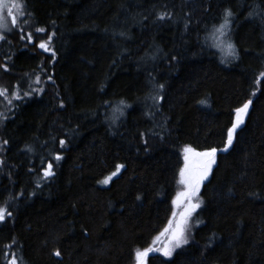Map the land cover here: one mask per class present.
Here are the masks:
<instances>
[{
    "label": "trees",
    "instance_id": "trees-1",
    "mask_svg": "<svg viewBox=\"0 0 264 264\" xmlns=\"http://www.w3.org/2000/svg\"><path fill=\"white\" fill-rule=\"evenodd\" d=\"M22 2L0 32V264H136L184 207V147L217 149L200 225L146 264H264V0ZM226 10L223 60L209 45Z\"/></svg>",
    "mask_w": 264,
    "mask_h": 264
},
{
    "label": "snow or ice",
    "instance_id": "snow-or-ice-1",
    "mask_svg": "<svg viewBox=\"0 0 264 264\" xmlns=\"http://www.w3.org/2000/svg\"><path fill=\"white\" fill-rule=\"evenodd\" d=\"M7 9L8 17L11 19L12 26L15 27L17 25L18 17H23L25 15V8L22 0H0V29L3 30H10L8 29V25L5 22V18L3 15V9ZM232 13L230 10L225 11L223 22L218 26L215 27L211 36L213 38V42L209 45L210 47H215L220 49L221 51L225 52L228 56H235V46L234 44L228 39L229 32L231 30L230 25V17ZM163 19V16L160 17ZM27 23V21H25ZM45 29L43 28H36V33H43ZM4 37L0 35V39ZM27 39L29 42L33 41V34L31 32L22 36L21 39ZM223 38V39H221ZM52 40V36L48 37V42L41 41L38 44V47L43 49L44 51H49L48 43ZM55 56V52L52 53ZM221 62H224L223 60ZM5 70H7L5 68ZM264 76V73L261 74ZM36 82L39 83V77L36 78ZM160 88H163V85H160ZM7 90L0 89V96L5 95ZM30 93L25 92L24 95L28 96ZM13 99H20V95L18 92L11 93ZM11 103V100L8 101ZM123 104V101L120 102ZM252 102L248 101L247 103L243 104L242 107L235 109L236 112V120L232 124L231 128L228 129L227 133V142L225 146V151L229 146L233 143L234 133L236 132L237 128L243 123V116L247 113L249 106ZM121 111L119 107L114 109V112ZM6 143V142H5ZM61 146L65 144V141H60ZM184 160L185 164L184 167L180 169V183L185 185L186 190L178 193L177 198L173 200V204L180 206L182 202H186L187 206L184 208L183 212L180 213V219L178 222L175 223L173 227L172 221H169V227L165 229V232H170L171 237L169 243L171 247H165L163 250V255L166 257H170L174 249L181 247L184 244L188 243L187 238V231H188V221L189 218L192 216V213L200 207L199 202H193V198L196 197L197 193L200 190L201 183L207 178L209 171L211 170L212 164L215 163V156L217 153L216 148H212L207 151H196L192 147H185L184 149ZM56 160L61 159L60 156L55 157ZM122 165H117V171L113 172L111 176L106 177L103 181L104 184H107L111 179L112 176L117 175L119 169ZM52 164L49 163L47 169L44 171V176L48 177L51 176L53 173L51 171ZM139 199V197H138ZM10 216L11 212L8 211L6 207L0 206V221L5 219V216ZM175 215V213H174ZM163 234V233H162ZM158 239V238H157ZM153 247H149L142 251L136 252V259L137 264H146V258L148 257L149 253L153 251H157ZM55 255L59 256L60 253L56 252ZM9 264H18V261L13 254V259L9 262Z\"/></svg>",
    "mask_w": 264,
    "mask_h": 264
},
{
    "label": "rangeland",
    "instance_id": "rangeland-1",
    "mask_svg": "<svg viewBox=\"0 0 264 264\" xmlns=\"http://www.w3.org/2000/svg\"><path fill=\"white\" fill-rule=\"evenodd\" d=\"M3 15H4V18H5V22L8 25L11 22V20L8 17L7 9L6 8L3 9ZM2 31H3V29H0V32H2ZM211 39H212V42H213L212 36H211ZM221 39H223V38H221ZM217 50L220 52V55H221L220 57L223 58V60L224 59L228 60V59H230L232 57V56L226 55L225 52L221 51L220 49H217ZM184 149H185V147L183 148V151H182L183 155H182V166H181V168L184 167V164H185V160H184V155H185ZM199 152H202V151H199ZM215 159H216V156H215ZM214 165H215V163L212 164L211 170L214 167ZM211 170L209 171V174H208L207 178L201 183L200 188H201L202 184L208 179ZM178 179H179L178 181H179V190H180L178 193H181V192L185 191L186 188H185V185L184 184L180 183V170H179V173H178ZM193 202H197L196 201V197L193 198ZM183 204H184V207L179 211V213H177L176 219L174 221V224L172 225L173 227L175 226V223L179 221V219H180V213L183 212L184 208L187 206L186 202H182L181 205H183ZM198 210H201V205H200V207H198L192 213V216L189 218V221H188V231H187L188 242H189V237L191 236V233L194 231V229L198 225H200V222L198 220V217L196 216V213H197ZM170 237H171V233L170 232H168L167 234L163 235V237L161 238V240L157 241V243H155L154 245H151L150 246V247H153V248L158 249V250L157 251H153V252H151L149 254H159V255L163 256L164 258H166V259H170L177 250L181 249L182 247H184L186 245V244H184L181 247L174 249L173 252H172V255L170 257H166L162 253H163V250H164V248L166 246L167 247H171V245L169 243ZM135 261H136V264H137L136 256H135Z\"/></svg>",
    "mask_w": 264,
    "mask_h": 264
}]
</instances>
